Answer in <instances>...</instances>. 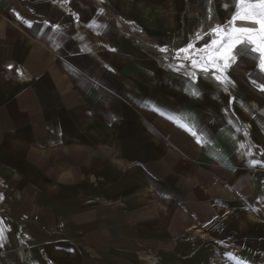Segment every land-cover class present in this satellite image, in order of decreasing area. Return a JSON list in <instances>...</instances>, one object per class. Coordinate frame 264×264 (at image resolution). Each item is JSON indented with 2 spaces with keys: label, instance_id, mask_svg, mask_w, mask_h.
<instances>
[{
  "label": "crops",
  "instance_id": "crops-1",
  "mask_svg": "<svg viewBox=\"0 0 264 264\" xmlns=\"http://www.w3.org/2000/svg\"><path fill=\"white\" fill-rule=\"evenodd\" d=\"M234 3L0 0V264H264L258 54L155 59Z\"/></svg>",
  "mask_w": 264,
  "mask_h": 264
},
{
  "label": "snow or ice",
  "instance_id": "snow-or-ice-1",
  "mask_svg": "<svg viewBox=\"0 0 264 264\" xmlns=\"http://www.w3.org/2000/svg\"><path fill=\"white\" fill-rule=\"evenodd\" d=\"M235 9L230 21L223 26H216L211 33L216 38L210 44H205L201 50L205 53L199 59H192L193 67L200 68L203 72L215 69L212 74L217 81L228 82L224 75L232 62H235L240 49L246 48L251 53L258 54L259 69L264 72V0H235L232 5ZM237 21L254 26H237ZM197 39H201L198 35ZM189 44L187 48L180 49L177 53L187 52L192 49ZM253 164L257 161L253 160ZM3 229L0 228V235Z\"/></svg>",
  "mask_w": 264,
  "mask_h": 264
},
{
  "label": "rangeland",
  "instance_id": "rangeland-1",
  "mask_svg": "<svg viewBox=\"0 0 264 264\" xmlns=\"http://www.w3.org/2000/svg\"><path fill=\"white\" fill-rule=\"evenodd\" d=\"M187 47H180L179 49H176V51L172 52H166L161 51L160 53H155V59L163 62L165 66L168 67H174L176 69H183V63H191L190 60L192 59H199V57L205 55V53H200V48L194 46L192 49H189L187 52H180L179 56H177V53L180 49H185ZM203 54V55H201ZM163 60V61H162Z\"/></svg>",
  "mask_w": 264,
  "mask_h": 264
}]
</instances>
